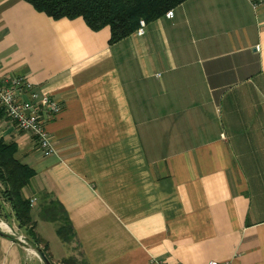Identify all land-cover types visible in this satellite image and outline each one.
<instances>
[{
    "label": "crops",
    "instance_id": "obj_1",
    "mask_svg": "<svg viewBox=\"0 0 264 264\" xmlns=\"http://www.w3.org/2000/svg\"><path fill=\"white\" fill-rule=\"evenodd\" d=\"M172 11L109 44L108 26L0 0V75L61 106L50 155L3 116L0 139L34 171L31 215L41 193L56 199L85 264H264V5ZM8 232L0 264L40 261ZM48 254L61 264L68 248Z\"/></svg>",
    "mask_w": 264,
    "mask_h": 264
},
{
    "label": "trees",
    "instance_id": "obj_2",
    "mask_svg": "<svg viewBox=\"0 0 264 264\" xmlns=\"http://www.w3.org/2000/svg\"><path fill=\"white\" fill-rule=\"evenodd\" d=\"M25 1L37 11L53 19L82 17L87 26L94 31L108 26L110 29L108 43L114 44L135 32L139 20L143 19L146 23L154 21L185 0ZM2 116L0 112V119ZM16 150L15 142H5L0 139L1 197L10 206L17 228L23 230L28 242L35 247H40L39 249L49 259L48 244L38 237L35 231L36 222L31 215V199L23 193V189L28 186L34 176V171L27 164L15 158ZM38 206V217L55 225V232L63 244L68 245L75 242V233L68 215L56 199L47 193H41ZM61 263L65 264L67 260H62Z\"/></svg>",
    "mask_w": 264,
    "mask_h": 264
},
{
    "label": "built area",
    "instance_id": "obj_3",
    "mask_svg": "<svg viewBox=\"0 0 264 264\" xmlns=\"http://www.w3.org/2000/svg\"><path fill=\"white\" fill-rule=\"evenodd\" d=\"M252 6L264 5V0H250ZM167 18L173 17V11L165 13ZM146 22L141 19L135 30V34L143 35ZM259 47H256L258 49ZM60 104L46 96H39L33 85L24 76H1L0 75V112L19 131L27 132L33 136L36 147L44 156L53 153V147L45 128L46 122L59 113ZM31 204H33L31 200ZM18 240L27 244L23 236ZM152 264H165L161 261H153ZM206 264H232L231 261L211 259Z\"/></svg>",
    "mask_w": 264,
    "mask_h": 264
},
{
    "label": "rangeland",
    "instance_id": "obj_4",
    "mask_svg": "<svg viewBox=\"0 0 264 264\" xmlns=\"http://www.w3.org/2000/svg\"><path fill=\"white\" fill-rule=\"evenodd\" d=\"M32 217L34 218V220H36L37 227H35V229L37 230L40 236L45 238V241L47 242L49 248H51L52 252L56 253L58 250H60V248L63 247V244L55 232V225L51 222L41 220L36 214L35 207L32 212ZM0 220L7 224V228L4 230L9 231L8 233L10 234L14 233L13 235L17 236L14 229L13 231H10L9 227H12V228H14L15 226L17 227V224L14 218L12 217L10 206L2 199L1 192H0ZM21 231L23 234H25L23 230ZM66 246L68 248V255L66 258L63 259L65 261L67 260V263L65 264H84V259L81 255L78 245L75 242H71L70 244ZM23 247L26 249H29V251L30 250L33 251V252L30 251L29 253L33 255L34 257H37V255L35 254V250L40 247H35V246L29 247L27 246V244H23ZM35 263L41 264V262L37 259ZM61 264H64V263H61Z\"/></svg>",
    "mask_w": 264,
    "mask_h": 264
},
{
    "label": "water",
    "instance_id": "obj_5",
    "mask_svg": "<svg viewBox=\"0 0 264 264\" xmlns=\"http://www.w3.org/2000/svg\"><path fill=\"white\" fill-rule=\"evenodd\" d=\"M9 228H10V231H13V228L12 227H9ZM35 254L37 255V257L40 259V261L43 264H51L50 261H49V259L46 257V255L39 248H37L35 250Z\"/></svg>",
    "mask_w": 264,
    "mask_h": 264
},
{
    "label": "bare ground",
    "instance_id": "obj_6",
    "mask_svg": "<svg viewBox=\"0 0 264 264\" xmlns=\"http://www.w3.org/2000/svg\"><path fill=\"white\" fill-rule=\"evenodd\" d=\"M0 228L6 229L7 228V224L3 221H0Z\"/></svg>",
    "mask_w": 264,
    "mask_h": 264
}]
</instances>
